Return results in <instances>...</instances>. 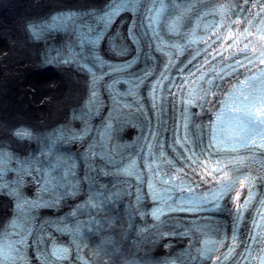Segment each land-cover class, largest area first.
Returning a JSON list of instances; mask_svg holds the SVG:
<instances>
[{
	"label": "snow or ice",
	"instance_id": "snow-or-ice-1",
	"mask_svg": "<svg viewBox=\"0 0 264 264\" xmlns=\"http://www.w3.org/2000/svg\"><path fill=\"white\" fill-rule=\"evenodd\" d=\"M124 13L131 15L127 43L113 31ZM26 28L33 40L47 44L43 63L73 66L86 77L87 93L69 124L39 136L26 126L13 131L17 141H37L27 156L0 146V192L14 200L13 217L0 229V264H27L29 247L41 264L70 258L98 264L101 257L108 264L120 250L114 234H100L114 230L122 214L128 222L126 240L134 226L144 241L189 238L164 264H264V176L254 174L264 171V0H106L99 8L56 13ZM104 48L120 59L106 58ZM189 50L190 59L177 69L183 73L192 65L187 75H171ZM154 53L166 63L153 79L148 63L156 59ZM150 80L146 107L140 90ZM170 98L174 111L179 105V118L166 149L169 129L161 117ZM210 103L218 105L215 119L196 123L192 109L204 110ZM134 120L144 134L133 145L116 144L122 128ZM69 143L86 146L75 156L62 155ZM80 165L86 199L64 216L42 217L41 209L59 211L62 202L67 206L80 195ZM25 177L39 186L34 197L23 190ZM104 177L114 179L102 182ZM226 200L235 205L230 237L222 234V225L199 215L216 211ZM106 212L116 215L109 220ZM246 212L251 228L241 240ZM176 213L196 219L185 226ZM53 233L70 237L68 244L57 243Z\"/></svg>",
	"mask_w": 264,
	"mask_h": 264
},
{
	"label": "bare ground",
	"instance_id": "bare-ground-1",
	"mask_svg": "<svg viewBox=\"0 0 264 264\" xmlns=\"http://www.w3.org/2000/svg\"><path fill=\"white\" fill-rule=\"evenodd\" d=\"M43 1L48 4L40 7ZM97 1L102 0H0V135L16 122L28 120L38 126L54 121L85 93L82 74L66 67L39 66L45 41L29 38L24 24L58 5ZM25 181L33 188L31 178ZM9 212L10 204L0 195V224Z\"/></svg>",
	"mask_w": 264,
	"mask_h": 264
},
{
	"label": "water",
	"instance_id": "water-1",
	"mask_svg": "<svg viewBox=\"0 0 264 264\" xmlns=\"http://www.w3.org/2000/svg\"><path fill=\"white\" fill-rule=\"evenodd\" d=\"M44 3H45V4H44ZM43 4H44V5H43ZM47 4H48V2L43 1L40 7H45ZM42 5H43V6H42ZM27 11H30V9L27 10ZM5 201H6V200H5Z\"/></svg>",
	"mask_w": 264,
	"mask_h": 264
}]
</instances>
